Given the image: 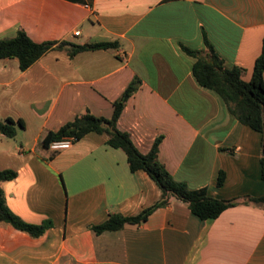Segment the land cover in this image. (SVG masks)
<instances>
[{"label": "crops", "instance_id": "0c3cea01", "mask_svg": "<svg viewBox=\"0 0 264 264\" xmlns=\"http://www.w3.org/2000/svg\"><path fill=\"white\" fill-rule=\"evenodd\" d=\"M25 31L36 43H117L70 56L53 51L27 71L0 59V120L22 119L15 138L0 133V183L8 207L39 239L0 223V264H264L262 135L233 117L194 77L207 42L227 68L250 82L264 45V0H0V40ZM80 35L75 36V32ZM118 127L173 178L221 200H239L204 221L175 198L139 226L97 234L115 214L134 217L163 196L143 170L132 172L106 134L90 133L71 149L42 146L86 111L110 119L131 84ZM224 174V183L219 179Z\"/></svg>", "mask_w": 264, "mask_h": 264}, {"label": "trees", "instance_id": "16d2710c", "mask_svg": "<svg viewBox=\"0 0 264 264\" xmlns=\"http://www.w3.org/2000/svg\"><path fill=\"white\" fill-rule=\"evenodd\" d=\"M207 52L192 51L185 48V52L196 58L193 74L197 83L204 89L215 92L226 105L229 113L240 123L261 133L263 159L262 178L264 180V45L263 52L258 58L253 77L250 82L244 80V70L239 67L227 68L224 60L217 54L213 46L207 42ZM118 48L117 43H102L94 45H75L67 42L36 43L29 35L21 30L12 39L0 40V59L16 58L20 62V69L27 71L42 57L53 52L67 50L70 56L83 52L108 50ZM138 82H134L123 96L115 102V112L112 118H98L89 110L77 116L74 121L63 126L56 133H49L42 142V146L50 145L65 138H75L77 142L90 133L106 134L108 144L125 152L132 172L145 171L160 187L163 196L153 207L146 209L138 216L125 217L112 215L107 222L93 227L97 234L119 231L127 225L139 226L146 223L149 217L158 209L170 203L172 198L180 200L189 206L191 212L201 220L218 219L229 208L240 204L239 200H221L213 198L206 189L193 190L185 183L176 181L160 161L161 140H158L148 154H143L134 144L131 135L119 129L118 123L125 106L137 91ZM22 119L15 121L8 118L0 120V133L8 138H15L18 128L25 129ZM18 173L14 170L0 171V183L16 180ZM224 183V174L219 179V185ZM246 203L264 206V197H249ZM0 223L10 225L15 229L39 239L45 235L52 223L43 225L29 224L14 214L7 205L5 193L0 187Z\"/></svg>", "mask_w": 264, "mask_h": 264}, {"label": "built area", "instance_id": "2783aa9c", "mask_svg": "<svg viewBox=\"0 0 264 264\" xmlns=\"http://www.w3.org/2000/svg\"><path fill=\"white\" fill-rule=\"evenodd\" d=\"M79 35H80V31L75 32V36L78 37ZM76 143H77V140L75 138H65V139L53 142L50 145L49 150L54 153L67 151L71 149Z\"/></svg>", "mask_w": 264, "mask_h": 264}]
</instances>
